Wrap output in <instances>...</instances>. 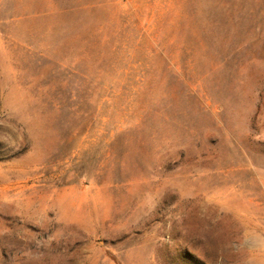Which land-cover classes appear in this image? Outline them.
Masks as SVG:
<instances>
[{"label":"rangeland","instance_id":"obj_1","mask_svg":"<svg viewBox=\"0 0 264 264\" xmlns=\"http://www.w3.org/2000/svg\"><path fill=\"white\" fill-rule=\"evenodd\" d=\"M0 264H264V0H0Z\"/></svg>","mask_w":264,"mask_h":264}]
</instances>
